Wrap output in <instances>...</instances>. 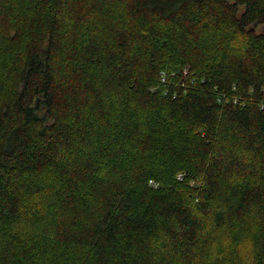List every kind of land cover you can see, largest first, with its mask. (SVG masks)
Here are the masks:
<instances>
[{"label": "trees", "instance_id": "obj_1", "mask_svg": "<svg viewBox=\"0 0 264 264\" xmlns=\"http://www.w3.org/2000/svg\"><path fill=\"white\" fill-rule=\"evenodd\" d=\"M0 264H264V0H0Z\"/></svg>", "mask_w": 264, "mask_h": 264}, {"label": "rangeland", "instance_id": "obj_2", "mask_svg": "<svg viewBox=\"0 0 264 264\" xmlns=\"http://www.w3.org/2000/svg\"><path fill=\"white\" fill-rule=\"evenodd\" d=\"M258 31H260V29H258Z\"/></svg>", "mask_w": 264, "mask_h": 264}, {"label": "built area", "instance_id": "obj_3", "mask_svg": "<svg viewBox=\"0 0 264 264\" xmlns=\"http://www.w3.org/2000/svg\"><path fill=\"white\" fill-rule=\"evenodd\" d=\"M186 73V72H185Z\"/></svg>", "mask_w": 264, "mask_h": 264}]
</instances>
